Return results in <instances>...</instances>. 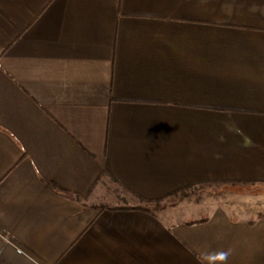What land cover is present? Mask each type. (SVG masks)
<instances>
[{"label":"crops","instance_id":"0c3cea01","mask_svg":"<svg viewBox=\"0 0 264 264\" xmlns=\"http://www.w3.org/2000/svg\"><path fill=\"white\" fill-rule=\"evenodd\" d=\"M0 264H264V0H0Z\"/></svg>","mask_w":264,"mask_h":264},{"label":"rangeland","instance_id":"374dc122","mask_svg":"<svg viewBox=\"0 0 264 264\" xmlns=\"http://www.w3.org/2000/svg\"><path fill=\"white\" fill-rule=\"evenodd\" d=\"M209 183V182H208ZM208 183H205V184H208ZM204 184H202V185H196V187L194 186L193 187V189H194V191L193 192H191V193H194V194H190L191 196L190 197H188V198H185V199H177V200H181L183 203H185V207H190V205H196V206H198V207H200V206H208V207H210V208H212V207H214V206H216V205H221L222 204V206L225 204V205H227V204H244V203H240L239 201H234V199H226V198H221V197H216L215 195H212V196H209L208 195V192H206V194H205V196H202L201 194H202V191H200L202 188H204V186H206L205 188H207V186H211V184L210 185H204ZM190 189V188H189ZM188 192H189V190H187ZM197 193H198V195H197ZM173 200H175V199H170V200H167V201H165V204H168V203H171ZM182 203V204H183ZM245 205V204H244ZM209 214V208H199V209H197V210H195V209H190V210H188V211H186V212H184L183 214H178L179 215V217L180 218H195V219H197V218H200V217H204V216H206V215H208Z\"/></svg>","mask_w":264,"mask_h":264},{"label":"trees","instance_id":"16d2710c","mask_svg":"<svg viewBox=\"0 0 264 264\" xmlns=\"http://www.w3.org/2000/svg\"><path fill=\"white\" fill-rule=\"evenodd\" d=\"M202 184H205V183H199L198 185H202ZM196 185H197V184H196ZM196 185H194V186L196 187ZM186 188H191V187H186ZM186 188H184V190H185ZM181 190H183V189H179L178 191H181ZM178 191L174 192L173 194H177ZM77 198H78V197H77ZM164 199H165V198L154 199V200H144V201H145L147 204H148V203L153 204V203L160 202V201H162V200H164Z\"/></svg>","mask_w":264,"mask_h":264}]
</instances>
